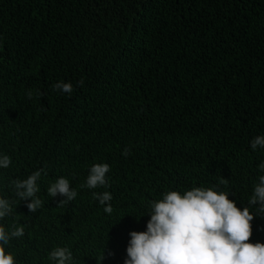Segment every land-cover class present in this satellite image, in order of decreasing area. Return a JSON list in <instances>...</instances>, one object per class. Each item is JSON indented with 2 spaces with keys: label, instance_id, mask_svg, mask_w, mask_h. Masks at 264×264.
Masks as SVG:
<instances>
[{
  "label": "trees",
  "instance_id": "16d2710c",
  "mask_svg": "<svg viewBox=\"0 0 264 264\" xmlns=\"http://www.w3.org/2000/svg\"><path fill=\"white\" fill-rule=\"evenodd\" d=\"M60 81L71 95L53 90ZM257 136L264 0H0V156L12 161L0 168V198L12 201L0 226H24L4 245L15 264H54L56 247L72 264H124L129 234L147 231L168 191L218 186L252 208ZM94 164L109 165V186L81 188ZM40 169L31 213L11 182ZM59 177L78 193L63 207L47 193ZM105 191L111 214L93 197ZM253 215L249 243H264Z\"/></svg>",
  "mask_w": 264,
  "mask_h": 264
},
{
  "label": "clouds",
  "instance_id": "9594fccd",
  "mask_svg": "<svg viewBox=\"0 0 264 264\" xmlns=\"http://www.w3.org/2000/svg\"><path fill=\"white\" fill-rule=\"evenodd\" d=\"M83 84L81 79L78 86ZM52 88L61 94L71 95L73 92V84L64 81L52 85ZM35 92L36 96L41 95L38 89ZM27 98L33 99V90L27 92ZM258 147L264 149V136H257L251 141L253 151ZM129 151L125 148L123 155L127 157ZM11 163L8 155L0 156V168L7 169ZM259 170L264 172V163L259 165ZM109 171L108 164L92 165L86 182L80 187H108L106 174ZM42 172L47 175L44 169H40L26 179L11 182L15 196L20 201H30L26 206L31 213L37 212L43 204L37 196V182ZM47 193L53 198H63L58 207L70 204L78 195L64 177L51 183ZM93 197L104 206L105 213L113 212V197L109 192H94ZM248 203L252 208L241 210L227 193L219 191L218 186L216 190L193 187L183 195L178 191H168L162 199L150 204L148 215L151 219L147 223V231L129 234L131 239L124 264H264V243H249L253 212L264 215V175L258 177ZM11 213L12 201L0 198V219ZM24 235V226L13 225L7 231L0 226V264H15L13 255L10 252L6 254L4 245ZM49 259L54 264H72L73 254L67 247H56L49 254Z\"/></svg>",
  "mask_w": 264,
  "mask_h": 264
}]
</instances>
